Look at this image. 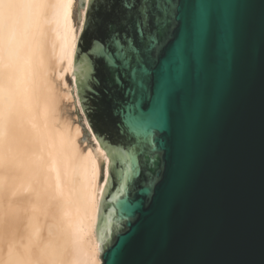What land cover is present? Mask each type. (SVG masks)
Masks as SVG:
<instances>
[{
  "label": "water",
  "instance_id": "1",
  "mask_svg": "<svg viewBox=\"0 0 264 264\" xmlns=\"http://www.w3.org/2000/svg\"><path fill=\"white\" fill-rule=\"evenodd\" d=\"M236 2L247 7L217 99L184 20L150 54L126 47L141 68L132 75L118 56H101L110 34L90 26L89 0L74 75L110 158L97 226L102 264H264V0ZM185 98L210 117L195 140L178 123Z\"/></svg>",
  "mask_w": 264,
  "mask_h": 264
},
{
  "label": "bare ground",
  "instance_id": "2",
  "mask_svg": "<svg viewBox=\"0 0 264 264\" xmlns=\"http://www.w3.org/2000/svg\"><path fill=\"white\" fill-rule=\"evenodd\" d=\"M88 6L0 0V264L103 263L110 158L69 114Z\"/></svg>",
  "mask_w": 264,
  "mask_h": 264
},
{
  "label": "snow or ice",
  "instance_id": "3",
  "mask_svg": "<svg viewBox=\"0 0 264 264\" xmlns=\"http://www.w3.org/2000/svg\"><path fill=\"white\" fill-rule=\"evenodd\" d=\"M96 14L91 27H103L109 35L101 56L112 54L124 70L139 75L141 68L131 67L125 51L150 54L159 45L164 32L179 20L185 21L194 50L206 65L205 80L209 92L221 98L230 77L231 61L247 5L236 0H95ZM112 18H115L113 20ZM141 61L140 63H142ZM119 81L120 77H114ZM169 89L164 91L166 100ZM210 117L203 103L193 104L185 98L179 111L178 123L183 136L195 140ZM178 184L181 177H177Z\"/></svg>",
  "mask_w": 264,
  "mask_h": 264
},
{
  "label": "rangeland",
  "instance_id": "4",
  "mask_svg": "<svg viewBox=\"0 0 264 264\" xmlns=\"http://www.w3.org/2000/svg\"><path fill=\"white\" fill-rule=\"evenodd\" d=\"M79 12H81V7L80 6H77V9H76V14H78ZM76 19H77V24L79 23V14L78 16H76ZM82 110V111H81ZM69 114L71 115V117L74 119V121L80 125H82L83 127V130H84V138H87L89 142H93L95 136L92 132V129L89 125V122L87 120V117L84 113V110L83 108H77V109H70L69 110ZM86 118V119H85ZM85 120H86V123H85ZM88 124V125H87Z\"/></svg>",
  "mask_w": 264,
  "mask_h": 264
}]
</instances>
